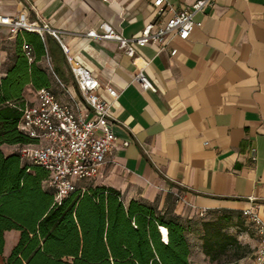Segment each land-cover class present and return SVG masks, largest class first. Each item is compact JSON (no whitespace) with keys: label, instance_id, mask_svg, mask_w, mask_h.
<instances>
[{"label":"crops","instance_id":"1","mask_svg":"<svg viewBox=\"0 0 264 264\" xmlns=\"http://www.w3.org/2000/svg\"><path fill=\"white\" fill-rule=\"evenodd\" d=\"M154 1L0 0V14L23 12L60 30L56 40L68 81L55 73L49 55L41 64L60 93L49 88L76 113L84 118L92 115L63 46L93 70L101 91L108 87L120 91L111 107L115 142L100 174L80 184L112 186L124 201L134 198L189 218L214 210L242 214V209L256 205L253 208L264 220V0H214L196 13L195 19L202 23L188 38L169 34L162 47L135 45L136 54L148 60L144 72L157 91L144 90L133 81L134 58L117 41L86 35L89 30L101 32L107 23L125 37L137 36L146 24L169 17V7L179 9L194 0H165L161 14ZM14 43L15 35L0 25V80L13 61ZM172 48H176L173 55ZM35 90L25 87L26 100L35 99ZM13 146L2 144L1 149L8 154ZM229 233L255 252L254 228L252 236ZM19 236L18 229L4 232L0 264ZM195 252L206 256L202 245Z\"/></svg>","mask_w":264,"mask_h":264},{"label":"trees","instance_id":"2","mask_svg":"<svg viewBox=\"0 0 264 264\" xmlns=\"http://www.w3.org/2000/svg\"><path fill=\"white\" fill-rule=\"evenodd\" d=\"M25 46L31 48V61ZM46 55L67 82L56 38L27 30L15 35L14 58L0 80V254L4 232L20 231L4 264H191L182 216L134 198L124 201L120 190L103 184H86L56 202L54 190L45 185L46 168L1 149L33 141L17 125L27 102L25 87L51 85L41 64ZM203 223L202 251L210 260L243 247L216 222Z\"/></svg>","mask_w":264,"mask_h":264},{"label":"built area","instance_id":"3","mask_svg":"<svg viewBox=\"0 0 264 264\" xmlns=\"http://www.w3.org/2000/svg\"><path fill=\"white\" fill-rule=\"evenodd\" d=\"M164 2L154 1L159 14L165 10ZM213 4L214 0H194L179 9L169 7V17L163 22L146 24L137 36L125 37L107 23L103 24L101 32L89 30L86 35L117 41L119 47L134 58L137 70L133 81L144 90L157 91L156 85L144 72L148 60L136 54L135 45L157 43L162 47L169 34L188 38L193 27L202 23L195 19L196 13L203 12ZM0 25L7 26L10 35L27 30L41 36L49 33L60 40V30L36 18L29 19L23 12L17 15L0 14ZM25 48L31 61V48ZM63 51L81 98L91 109L92 115L84 118L70 104L59 100L51 88L41 87L35 90L33 101L27 100L17 125L33 141L16 145V151L24 160L49 171L45 185L54 190L56 202L79 188L84 190L85 184H80V181L93 180L100 174L106 154L116 139L110 128L111 107L120 96V91L113 87L101 91L99 79L93 70L80 58L70 56L67 46H63ZM170 53L175 54L176 48H172ZM123 143L127 145L128 141ZM251 157L256 158L255 147L251 148ZM255 206L242 209V215L253 225L257 237L253 264H264V220L253 208Z\"/></svg>","mask_w":264,"mask_h":264},{"label":"rangeland","instance_id":"4","mask_svg":"<svg viewBox=\"0 0 264 264\" xmlns=\"http://www.w3.org/2000/svg\"><path fill=\"white\" fill-rule=\"evenodd\" d=\"M52 89L60 93V89L54 82L50 85ZM16 151V145L11 147ZM89 185H94V182H88ZM167 213H172V209L167 208ZM225 216H228L226 218ZM187 230L186 236L191 246V262L192 264H252L254 248L248 243H242V248H232L226 255H222L218 260H210L208 256H198L195 252L196 249L201 247V234L204 230L203 222H216L218 226L223 227L226 232H233L237 236H242L248 233L253 235V227L246 218L235 210H214L199 213H193L191 217H183ZM243 238V237H242ZM244 239V238H243Z\"/></svg>","mask_w":264,"mask_h":264},{"label":"bare ground","instance_id":"5","mask_svg":"<svg viewBox=\"0 0 264 264\" xmlns=\"http://www.w3.org/2000/svg\"><path fill=\"white\" fill-rule=\"evenodd\" d=\"M161 233L163 235V238L166 239V228L164 226H160Z\"/></svg>","mask_w":264,"mask_h":264}]
</instances>
